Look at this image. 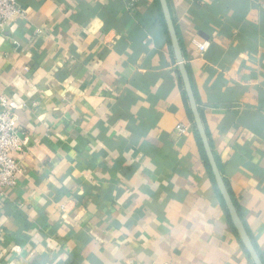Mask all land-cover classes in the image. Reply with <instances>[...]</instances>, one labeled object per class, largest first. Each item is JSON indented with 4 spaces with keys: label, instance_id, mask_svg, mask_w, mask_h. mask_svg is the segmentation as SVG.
Wrapping results in <instances>:
<instances>
[{
    "label": "crops",
    "instance_id": "1",
    "mask_svg": "<svg viewBox=\"0 0 264 264\" xmlns=\"http://www.w3.org/2000/svg\"><path fill=\"white\" fill-rule=\"evenodd\" d=\"M130 1L16 0L25 16L0 28V93L18 105L26 143L25 172L0 195V264H253L199 145L158 1ZM263 1L167 0L210 147L264 264Z\"/></svg>",
    "mask_w": 264,
    "mask_h": 264
},
{
    "label": "built area",
    "instance_id": "2",
    "mask_svg": "<svg viewBox=\"0 0 264 264\" xmlns=\"http://www.w3.org/2000/svg\"><path fill=\"white\" fill-rule=\"evenodd\" d=\"M134 2L135 0H131L129 6ZM262 6L264 7V1ZM16 16H25L24 9L16 0H0V28L3 29L8 21ZM209 46L210 42L207 40L197 43V54L202 56ZM17 106L14 100L0 93V195H4L5 188L15 187L18 177L25 172L23 157L26 154V143L17 131L18 115L15 112ZM175 130L179 134H184L187 127L183 123H178ZM70 202L71 199H68L60 203L59 210L62 215L67 213Z\"/></svg>",
    "mask_w": 264,
    "mask_h": 264
},
{
    "label": "water",
    "instance_id": "3",
    "mask_svg": "<svg viewBox=\"0 0 264 264\" xmlns=\"http://www.w3.org/2000/svg\"><path fill=\"white\" fill-rule=\"evenodd\" d=\"M157 1L159 4L161 13H162V17H163L164 22H165L166 30H167L169 38H170V42L172 45V50H173L175 59L177 61L178 72H179V75L181 78V82L183 85V89H184L186 98L188 100L192 120L194 122L199 141L202 145V149H203L205 158L207 160V163H208L210 170H211V173L213 175L216 187H217V189L221 195V198L224 202V205H225L226 210L228 212L231 223H232L235 231L237 232V235H238L243 247L245 248V250L248 253V255L250 256V258L252 259L253 264H263V262L260 259L254 245L252 244V242L250 240V237H249V235H248V233L244 227L242 220L240 219V217L236 211V208H235L233 201L230 197V194H229L228 189L226 187V184L222 178V175H221L220 170L218 168L214 154H213L212 149L210 147L208 137H207V134H206L203 122H202V118H201V115H200V112H199V109H198V106H197V103H196V100L194 97V93H193L192 86L190 83L188 71H187L186 65H185L184 60H183L182 51H181V48L179 45L178 37H177L176 30L174 27V23H173V20L171 17L168 2H167V0H157Z\"/></svg>",
    "mask_w": 264,
    "mask_h": 264
},
{
    "label": "trees",
    "instance_id": "4",
    "mask_svg": "<svg viewBox=\"0 0 264 264\" xmlns=\"http://www.w3.org/2000/svg\"><path fill=\"white\" fill-rule=\"evenodd\" d=\"M158 5V4H157ZM199 145H200V147L202 148V145H201V143H200V141H199ZM204 153V152H203ZM205 156V155H204ZM206 159V158H205ZM207 161V160H206Z\"/></svg>",
    "mask_w": 264,
    "mask_h": 264
}]
</instances>
